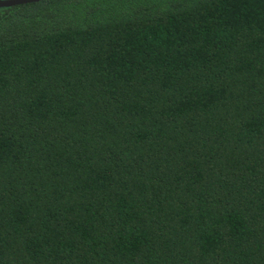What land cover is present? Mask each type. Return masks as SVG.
Wrapping results in <instances>:
<instances>
[{"label": "trees", "instance_id": "trees-1", "mask_svg": "<svg viewBox=\"0 0 264 264\" xmlns=\"http://www.w3.org/2000/svg\"><path fill=\"white\" fill-rule=\"evenodd\" d=\"M0 264H264V0L1 8Z\"/></svg>", "mask_w": 264, "mask_h": 264}, {"label": "water", "instance_id": "water-1", "mask_svg": "<svg viewBox=\"0 0 264 264\" xmlns=\"http://www.w3.org/2000/svg\"><path fill=\"white\" fill-rule=\"evenodd\" d=\"M45 0H0V9L1 8H11L20 5H26L31 3H38Z\"/></svg>", "mask_w": 264, "mask_h": 264}]
</instances>
